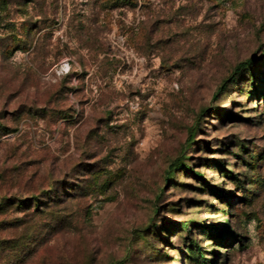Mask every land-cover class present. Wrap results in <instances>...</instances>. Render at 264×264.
Masks as SVG:
<instances>
[{
	"label": "rangeland",
	"instance_id": "374dc122",
	"mask_svg": "<svg viewBox=\"0 0 264 264\" xmlns=\"http://www.w3.org/2000/svg\"><path fill=\"white\" fill-rule=\"evenodd\" d=\"M0 121L25 264H264V0H0Z\"/></svg>",
	"mask_w": 264,
	"mask_h": 264
},
{
	"label": "trees",
	"instance_id": "16d2710c",
	"mask_svg": "<svg viewBox=\"0 0 264 264\" xmlns=\"http://www.w3.org/2000/svg\"><path fill=\"white\" fill-rule=\"evenodd\" d=\"M223 87L218 91L223 90ZM48 114L60 113L53 110ZM63 115L64 118L70 116L66 112ZM8 129L0 121V137L5 136ZM183 164L181 161L177 167L181 168ZM5 170H0V191L8 190L5 193L0 192V217H3L0 220V232L7 235L0 234V264H25L48 241L47 234H43V231L49 224H61V217L54 211L53 204L60 201L58 197L66 183L63 179L50 181L43 178V175L32 172L29 176L31 181L29 185L23 186L21 192L10 194L8 188L12 182L5 181L10 180L12 176ZM175 172L173 170L169 172L171 178ZM196 176L200 177L199 174ZM19 177H22L20 172L16 173L13 179L19 180Z\"/></svg>",
	"mask_w": 264,
	"mask_h": 264
}]
</instances>
